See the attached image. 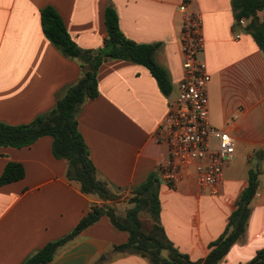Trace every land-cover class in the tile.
Returning a JSON list of instances; mask_svg holds the SVG:
<instances>
[{
  "label": "crops",
  "instance_id": "crops-1",
  "mask_svg": "<svg viewBox=\"0 0 264 264\" xmlns=\"http://www.w3.org/2000/svg\"><path fill=\"white\" fill-rule=\"evenodd\" d=\"M183 1L200 13L209 124L233 137L234 153L223 165L215 194L197 192L191 169L173 187L158 178V220L178 252L192 262L203 259L208 244L224 230L248 171L256 167L244 230L217 263L244 264L264 247V54L234 23L230 0H0V122L26 124L50 110L82 71L43 35L40 8H53L78 47L96 49L107 37L104 8L112 6L126 38L159 43L155 60L171 84V92L163 95L143 66L106 60L95 73L97 96L77 113V130L96 176L117 196L110 204L129 208L130 190L155 173L165 155L158 126L181 79L177 6ZM257 16L264 18V9ZM9 161L21 164L23 177L0 185V264H19L70 231L98 200L65 178L66 161L52 156L47 135L26 147H0V174ZM146 225L149 230L151 220ZM126 239L127 233L102 215L47 264H149L137 254L112 249Z\"/></svg>",
  "mask_w": 264,
  "mask_h": 264
},
{
  "label": "trees",
  "instance_id": "trees-1",
  "mask_svg": "<svg viewBox=\"0 0 264 264\" xmlns=\"http://www.w3.org/2000/svg\"><path fill=\"white\" fill-rule=\"evenodd\" d=\"M230 5L234 23L242 25L243 30L264 54V18L259 19L257 16V12L264 9V0H230ZM39 21L45 38L63 56L75 59L82 71L50 110L37 115L26 124L10 125L0 122V147L21 148L29 146L40 136L51 137L52 156L66 161L65 178L75 182L82 194L94 196L98 202L89 205L70 231L46 242L19 264H47L59 248L102 215L107 216L114 228L127 233L124 243L112 246L114 251L137 254L149 264H217L244 230L249 214L248 203L257 184V168L248 171L246 184L235 200L224 230L208 244L206 255L199 261H190L186 254L178 252L167 240L158 220V177L155 173H150L143 182L130 190L127 202L131 207L118 215L110 204L117 196L108 189L106 182L97 178L87 147L77 130L76 116L84 101L97 96L95 73L98 66L106 60H124L143 66L155 80L159 91L168 95L171 92L168 72L155 60L159 43H137L126 38L119 30L116 13L110 5L103 11L107 37L103 45L96 49L78 47L50 6L40 8ZM22 177L21 164L6 162L0 174V185ZM140 210H145L152 222L147 233L142 232L137 217ZM244 264H264V247L256 250L254 256Z\"/></svg>",
  "mask_w": 264,
  "mask_h": 264
},
{
  "label": "built area",
  "instance_id": "built-area-1",
  "mask_svg": "<svg viewBox=\"0 0 264 264\" xmlns=\"http://www.w3.org/2000/svg\"><path fill=\"white\" fill-rule=\"evenodd\" d=\"M177 10L181 15V79L176 96L158 126L165 155L157 163L155 174L173 187L182 173L191 169L197 192L215 194L222 181L223 165L233 157L234 140L208 121L209 76L205 62L198 57L203 50L200 13L191 9L187 1L181 2ZM211 140L215 141L214 145L210 144Z\"/></svg>",
  "mask_w": 264,
  "mask_h": 264
},
{
  "label": "rangeland",
  "instance_id": "rangeland-1",
  "mask_svg": "<svg viewBox=\"0 0 264 264\" xmlns=\"http://www.w3.org/2000/svg\"><path fill=\"white\" fill-rule=\"evenodd\" d=\"M198 57H199V55H198ZM210 144L211 145H214L215 144V141L214 140H211L210 141ZM124 205H122V207L121 206H118V207L115 208V211H116V213L118 215L123 214V212H124V210L126 208V204H124ZM127 207H131V205H129ZM137 217H138V219H139V221H140V223L142 225V229H141L142 232L143 233H147L148 232V229H147L146 223H147L148 220H150V217H149L148 213L145 210H140L138 212V214H137Z\"/></svg>",
  "mask_w": 264,
  "mask_h": 264
}]
</instances>
